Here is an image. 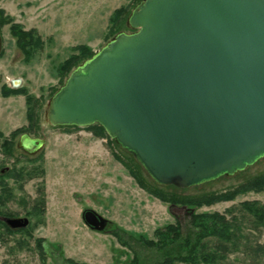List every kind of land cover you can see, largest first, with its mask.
Instances as JSON below:
<instances>
[{"label":"rangeland","instance_id":"rangeland-1","mask_svg":"<svg viewBox=\"0 0 264 264\" xmlns=\"http://www.w3.org/2000/svg\"><path fill=\"white\" fill-rule=\"evenodd\" d=\"M142 1L0 0V264H130L135 253L154 264L158 254L138 239L158 242L162 230L185 224L193 211L219 213L232 223L228 246L234 252L218 264H264V224L244 208L264 206V189H241L264 173V156L186 189L227 196L189 207L163 200L156 192L174 189L153 184L140 170L147 184L141 185L132 158L100 124L55 126L47 120L51 98L83 63V51L95 54L117 32L131 33L128 19ZM23 134L43 139V146L26 152L19 146ZM86 208L106 218L108 227H88ZM4 217L29 224L12 229Z\"/></svg>","mask_w":264,"mask_h":264},{"label":"water","instance_id":"water-1","mask_svg":"<svg viewBox=\"0 0 264 264\" xmlns=\"http://www.w3.org/2000/svg\"><path fill=\"white\" fill-rule=\"evenodd\" d=\"M128 24L53 95L50 124L98 123L154 181L180 188L264 156V0H143ZM43 144L19 141L28 153ZM82 218L96 231L109 223L90 208Z\"/></svg>","mask_w":264,"mask_h":264},{"label":"trees","instance_id":"trees-1","mask_svg":"<svg viewBox=\"0 0 264 264\" xmlns=\"http://www.w3.org/2000/svg\"><path fill=\"white\" fill-rule=\"evenodd\" d=\"M132 30L134 31V29ZM83 52L84 61L94 55L87 50ZM99 127L102 131H105L102 126ZM116 144L132 158L134 165L138 169L137 172L134 170L132 173L141 185H147L144 178L141 177V171H144L153 184L174 189L172 193H161L157 190L156 194L162 197L163 200L189 207H200L227 197L226 194H214L209 191L200 194H189L185 192L188 188H180L175 185H160L151 178L133 154L123 149L117 142ZM149 187L151 186L149 185ZM241 189L244 191L247 189H264V173L247 179L242 184ZM243 190H239L238 192ZM244 208L252 214L258 223L264 224V206L256 207L253 203H250L245 204ZM234 236L232 223L224 215L209 212L196 213L193 211L185 224L177 222L176 225H169L165 230H162L158 236V242L155 243L152 240L148 241L142 238L138 239V241L158 254L159 259L154 264H218L234 252V248H229L228 246ZM213 241H215L216 248H207L208 242L212 243ZM257 250L261 252L262 248H257ZM130 264L144 263L135 253Z\"/></svg>","mask_w":264,"mask_h":264},{"label":"flooded vegetation","instance_id":"flooded-vegetation-1","mask_svg":"<svg viewBox=\"0 0 264 264\" xmlns=\"http://www.w3.org/2000/svg\"><path fill=\"white\" fill-rule=\"evenodd\" d=\"M14 84L16 85V83H14ZM21 136H22V135H21ZM108 225H109V223H108ZM108 225H107V227H108ZM107 227H106V228H107Z\"/></svg>","mask_w":264,"mask_h":264}]
</instances>
